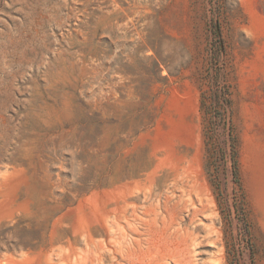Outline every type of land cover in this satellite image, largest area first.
I'll list each match as a JSON object with an SVG mask.
<instances>
[{"label":"rangeland","instance_id":"rangeland-1","mask_svg":"<svg viewBox=\"0 0 264 264\" xmlns=\"http://www.w3.org/2000/svg\"><path fill=\"white\" fill-rule=\"evenodd\" d=\"M0 264H264V0H0Z\"/></svg>","mask_w":264,"mask_h":264},{"label":"trees","instance_id":"trees-1","mask_svg":"<svg viewBox=\"0 0 264 264\" xmlns=\"http://www.w3.org/2000/svg\"><path fill=\"white\" fill-rule=\"evenodd\" d=\"M215 29L218 30L217 22H215ZM220 43V55H223V47H222V41L219 40ZM205 101V96H201L200 106L202 107ZM213 103H221L225 108H228L230 105V100L228 98V90L225 86V84H222L220 86H216L215 89V96L212 101Z\"/></svg>","mask_w":264,"mask_h":264}]
</instances>
